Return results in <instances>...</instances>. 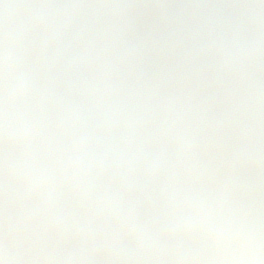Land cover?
<instances>
[{
  "label": "rangeland",
  "instance_id": "1",
  "mask_svg": "<svg viewBox=\"0 0 264 264\" xmlns=\"http://www.w3.org/2000/svg\"><path fill=\"white\" fill-rule=\"evenodd\" d=\"M150 1L78 0L67 11L51 10L52 19L46 21L40 16L50 0H24L17 11L0 20V264H118L120 245L133 237L156 244L169 264H185L178 238L189 223L186 183L152 182V177L161 176L151 160L137 169L120 167L103 183L96 208L86 210L74 175L76 117L86 106L102 103L114 84L129 79L154 91L191 90L223 98L229 95L224 90L245 86L249 80L245 74L258 70L262 80L255 81V89L263 96L264 11L255 10L256 32L251 40L260 42L253 45L241 38L250 12L248 17H227L223 9L214 7L216 0H206V11L201 13L198 5L204 1L195 7L188 6L187 0H152L157 7L147 4ZM256 2L262 7L264 0ZM140 5L142 11L137 14L142 28L137 21L126 29L125 21L133 18ZM43 16H49L47 10ZM186 18L192 25L187 29L181 24ZM157 20L173 33L172 38L182 41L180 50L173 48L175 55L158 47L163 36L148 34ZM59 22L90 37L82 41L89 61L84 92L79 104L62 112L52 110L41 91L45 68L57 65L51 42ZM196 32L201 35L196 40L208 43L205 56L197 48L183 47L185 36ZM236 32L238 38L233 35ZM131 34L146 42L137 57L126 52L125 38ZM224 45H230L228 52L234 56L227 54ZM227 60L236 66L231 69L229 63L226 70ZM19 72L31 74L37 82V94L28 106H13L4 96V76ZM231 73L238 75L236 80L230 78ZM258 108L253 104L247 114L236 115L240 130L255 131L229 132L230 156L246 160L248 154H262L264 127L254 129L264 115L255 113ZM232 117L225 114L224 124L230 125ZM12 124L20 128L18 136L11 132ZM241 166L229 172L231 179ZM185 239L186 235L182 242ZM159 262L166 264L161 258Z\"/></svg>",
  "mask_w": 264,
  "mask_h": 264
},
{
  "label": "water",
  "instance_id": "2",
  "mask_svg": "<svg viewBox=\"0 0 264 264\" xmlns=\"http://www.w3.org/2000/svg\"><path fill=\"white\" fill-rule=\"evenodd\" d=\"M20 2L0 0V17L13 11ZM54 2L58 7L67 8L74 0H64L62 5L61 0ZM128 48L132 49L130 44ZM61 49L62 70L51 72L47 93L57 108H68L80 98L85 64L76 41L69 48L62 44ZM136 49L130 52L136 53ZM5 90L15 102L24 104L34 95L35 86L27 75H8ZM78 134L80 170L89 209L95 206L103 180L120 165L153 157L162 172H200L217 166L226 147L218 114L210 103L168 91L153 94L133 81L113 86L101 106H91L80 113ZM258 177L261 178L248 172L234 181L231 194L239 210L264 207V197L256 203L249 201L258 190L254 182ZM245 217L240 223L245 232L260 226L264 229V222L250 223L247 214ZM121 264L154 263L144 246L131 242L121 251Z\"/></svg>",
  "mask_w": 264,
  "mask_h": 264
},
{
  "label": "flooded vegetation",
  "instance_id": "3",
  "mask_svg": "<svg viewBox=\"0 0 264 264\" xmlns=\"http://www.w3.org/2000/svg\"><path fill=\"white\" fill-rule=\"evenodd\" d=\"M206 0H194V3L191 4V0H187V4L189 6L195 7L196 4H200ZM256 0H216V3H213L217 7V11L223 9L225 15L227 17L231 16H238L241 14L243 17H248L247 12L252 14L251 20L255 19V10L259 8L261 12L264 11V3L262 7H259ZM61 2L60 4H63ZM78 4L77 0L74 5L76 7ZM152 5V0L147 3ZM245 4V5H242ZM142 5V4H141ZM140 5V6H141ZM205 5H198L199 8H205ZM156 6V4L152 5ZM49 7V8H48ZM48 7H44V10L50 11L55 10L53 4H49ZM145 6H143L144 8ZM245 7V9L243 8ZM206 9V8H205ZM204 11V9H199ZM57 11V10H56ZM63 11V10H59ZM142 11L141 8L138 7L133 15H131V19L126 20L127 23L125 28H130L135 24V22L139 21L140 16H138L137 12ZM158 11V10H156ZM244 11V13H242ZM173 13V12H171ZM174 14V13H173ZM158 21V20H157ZM153 22V32L148 30V34L151 33L152 35L159 33L158 22ZM60 24H64V22H59ZM186 29L190 28V23L186 20ZM254 24V22H253ZM238 28L239 25L236 24ZM139 28H142V22L139 23ZM255 29V24L254 28ZM73 30V29H70ZM75 30V29H74ZM160 30H164L161 26ZM237 30V29H236ZM77 31V30H75ZM254 32V30H253ZM64 32H59V35ZM187 33V31H186ZM238 32L234 33L237 38ZM195 38V36H199V34L192 35L191 33L188 34L187 38L185 36L183 43L184 47H188L192 44L200 43L197 40H191V37ZM82 38H89L86 35H80L79 39ZM252 35L244 32L242 38L248 39V42L253 43L255 39L251 40ZM233 41V40H232ZM144 44L145 41L143 40ZM250 43V44H251ZM58 53V60H59V52ZM261 74L259 72H254L250 74L251 82L246 84L245 86H238L232 90H224L222 93L226 92L229 93L228 97L224 96L220 98L219 96H215L214 103L218 112L221 115L222 122H224L225 114L230 113L233 114L232 120L233 122L230 125H224V130L226 135L229 137L230 133H244L248 134L251 132L246 131L245 129L240 130L239 128V118L238 122L234 121L236 119V115H245L247 114L248 108L253 104H258L259 108L255 110V113L262 112L264 113V90L262 91V95L258 89L254 88V79H258ZM230 78L236 80L235 73H231ZM217 98V99H216ZM264 126V122L262 124ZM261 127V126H260ZM264 135V129H263ZM263 143V152L262 154H248L247 159L239 158L238 155L233 154L229 155L230 150V138L228 143V154L224 162L213 171H208L206 173H202L199 175H186V182L189 184L190 182L194 181L193 185L198 180H204L210 188V194L208 195L207 199L203 201L201 204L197 205L194 203L193 207L189 206V193L186 195V204L187 207V214H189V223L186 222V228L182 232V237H179V241L181 242L178 244L179 248L181 249L184 254L185 264H264V234L261 235H246L244 234L239 225L236 223L237 214L235 209L232 205V202L229 198V192L231 184L234 178L243 172L249 170H257L264 173V137L261 138ZM259 150V149H258ZM245 162L247 166L245 167ZM242 165L240 167V171L236 173L232 179L230 178L232 173H229L238 167V165ZM230 174V175H229ZM175 177V176H174ZM179 177V176H177ZM214 178V179H213ZM187 187V185H186ZM189 190V188H188ZM261 219V218H260ZM186 235V239L182 242L184 236ZM138 239V238H137ZM145 241L146 245L150 248L153 256H158L161 258V262L169 264L168 259L164 254L161 253V249L157 247L156 244L150 243L147 240ZM171 240H169L170 242ZM178 241V242H179ZM151 242L154 240L151 239ZM174 245L172 240V246ZM232 261V262H231Z\"/></svg>",
  "mask_w": 264,
  "mask_h": 264
}]
</instances>
